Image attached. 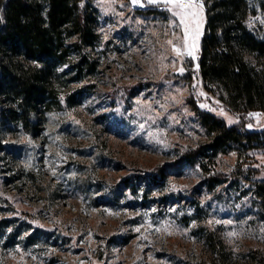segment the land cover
<instances>
[{
  "label": "rangeland",
  "instance_id": "374dc122",
  "mask_svg": "<svg viewBox=\"0 0 264 264\" xmlns=\"http://www.w3.org/2000/svg\"><path fill=\"white\" fill-rule=\"evenodd\" d=\"M92 5L98 69L66 89L90 86L80 102L67 105L64 93L63 108L46 112L38 131L0 116V264L215 263L211 233L225 244L230 264H247L264 250L254 183L210 188L203 167L176 164L183 151L212 137L191 102L228 126L264 128V117L231 110L204 86L197 62L205 3L196 57L176 58L183 73L161 47L172 30L167 10L147 0ZM262 17L257 10L252 19L264 25ZM203 162L222 173L251 166L264 178V146L231 142ZM160 169L162 182L145 179ZM128 176L141 181L129 187Z\"/></svg>",
  "mask_w": 264,
  "mask_h": 264
},
{
  "label": "trees",
  "instance_id": "16d2710c",
  "mask_svg": "<svg viewBox=\"0 0 264 264\" xmlns=\"http://www.w3.org/2000/svg\"><path fill=\"white\" fill-rule=\"evenodd\" d=\"M203 2L206 24L197 63L205 88L235 112L264 113V25L252 19L257 10L264 12V2L259 8L254 0ZM0 17V116L26 130H41L45 113L63 108L64 93L66 104L72 106L90 87L66 93L70 82L87 80L97 72L98 61L92 55L100 37L96 10L92 0H0ZM191 105L212 137L183 151L178 168L203 167L210 188L229 181L253 182L264 219V178H255L259 169L239 166L230 173L211 172L203 162L231 142L246 149L263 147L264 128L228 126L195 102ZM138 178L128 176L125 184L133 187V182L141 181ZM165 178V169H160L145 179L156 184ZM209 239L218 261L197 264H230L223 241L212 233ZM247 264H264V250H255Z\"/></svg>",
  "mask_w": 264,
  "mask_h": 264
},
{
  "label": "snow or ice",
  "instance_id": "6c2138e0",
  "mask_svg": "<svg viewBox=\"0 0 264 264\" xmlns=\"http://www.w3.org/2000/svg\"><path fill=\"white\" fill-rule=\"evenodd\" d=\"M81 2L83 3V0ZM147 2L149 4L159 5L162 9L170 13V18L167 23L172 26V30L170 34L168 31H165V35L169 38L166 39L165 44L161 47L163 48L166 45L168 51L174 54L171 62L172 66L174 70L183 73L185 68L183 66L176 67V58L183 61L185 56L196 57V53L199 50L203 25L205 23L203 0H147ZM143 3L144 0H131L132 5H143ZM261 22L264 23V17L261 18ZM177 28L180 29L179 32L175 30ZM163 59L164 55L162 53L161 60ZM198 67L199 65L197 64ZM201 95H206V93L201 92ZM202 107H208V105L204 104ZM213 110L215 111V109ZM220 112L225 116L228 115L223 108L220 109ZM248 116L256 117L259 120L261 117H264V113L249 112ZM228 122H232V117H228ZM248 127L251 128L252 125L249 124ZM192 223L195 224V221ZM216 223H220V221H216ZM224 223L231 224L232 221L228 220L224 221ZM236 235L237 233L235 231L229 233V236Z\"/></svg>",
  "mask_w": 264,
  "mask_h": 264
}]
</instances>
